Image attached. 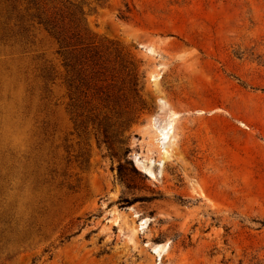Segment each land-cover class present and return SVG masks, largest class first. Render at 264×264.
<instances>
[{"label": "rangeland", "instance_id": "1", "mask_svg": "<svg viewBox=\"0 0 264 264\" xmlns=\"http://www.w3.org/2000/svg\"><path fill=\"white\" fill-rule=\"evenodd\" d=\"M0 264H264V0H0Z\"/></svg>", "mask_w": 264, "mask_h": 264}, {"label": "trees", "instance_id": "2", "mask_svg": "<svg viewBox=\"0 0 264 264\" xmlns=\"http://www.w3.org/2000/svg\"><path fill=\"white\" fill-rule=\"evenodd\" d=\"M49 30H50V33L55 37L60 48H63L66 50L68 47L72 45L70 44L68 40L65 39V37L60 31L53 30V28L51 29V27L49 28Z\"/></svg>", "mask_w": 264, "mask_h": 264}, {"label": "bare ground", "instance_id": "3", "mask_svg": "<svg viewBox=\"0 0 264 264\" xmlns=\"http://www.w3.org/2000/svg\"><path fill=\"white\" fill-rule=\"evenodd\" d=\"M161 246L160 245H155L154 246V250H155V252L157 253V255H158V257L160 258L161 257V252L164 250V248H165V245L164 246H162V251H161Z\"/></svg>", "mask_w": 264, "mask_h": 264}, {"label": "water", "instance_id": "4", "mask_svg": "<svg viewBox=\"0 0 264 264\" xmlns=\"http://www.w3.org/2000/svg\"><path fill=\"white\" fill-rule=\"evenodd\" d=\"M151 252H152L153 256L156 258L157 257V253L155 252V250L153 249V247L151 248Z\"/></svg>", "mask_w": 264, "mask_h": 264}]
</instances>
